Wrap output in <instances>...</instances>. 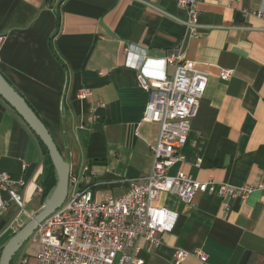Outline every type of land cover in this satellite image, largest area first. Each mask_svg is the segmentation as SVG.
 <instances>
[{
    "label": "crops",
    "instance_id": "obj_1",
    "mask_svg": "<svg viewBox=\"0 0 264 264\" xmlns=\"http://www.w3.org/2000/svg\"><path fill=\"white\" fill-rule=\"evenodd\" d=\"M198 2L200 35L184 40L186 13L177 0H0L6 37L0 72L60 147L66 90L71 170L90 167L96 200L119 198L130 180L150 173L159 126L142 121L149 94L136 68L144 55L164 59L182 42L186 60L207 72L209 82L183 159L170 175L233 186L264 183V18L257 16L264 0ZM223 70L233 71L229 80L221 79ZM83 91L89 93L84 100ZM0 172L11 176L24 202V211L11 203L0 212L2 253L45 208L57 186L48 191V181L58 176L39 138L1 96ZM159 206L179 219L159 246L140 242L145 264H175L180 249L190 253L184 264H264L263 192L244 201L200 193L192 205L163 193ZM198 249L206 263L194 255ZM38 251L31 238L12 264H38Z\"/></svg>",
    "mask_w": 264,
    "mask_h": 264
},
{
    "label": "built area",
    "instance_id": "obj_2",
    "mask_svg": "<svg viewBox=\"0 0 264 264\" xmlns=\"http://www.w3.org/2000/svg\"><path fill=\"white\" fill-rule=\"evenodd\" d=\"M198 4V0H177L179 10L186 13L184 40L200 35ZM257 16L264 18V9L259 10ZM5 39L0 35V62ZM184 43L175 46L161 60L144 55L136 68L138 84L149 94L142 121L159 126L150 173L140 181L130 180L123 196H107L99 201L92 191L94 178L88 175L90 167L86 166L83 173L78 174L71 170L66 202L39 225L32 237L39 245L38 264H145L140 256V242L144 240L151 246H159L162 236L172 233L178 223L177 212L159 206L163 193L189 205L200 193L217 195L226 201H244L256 191L264 194V183L233 186L201 182L184 172L170 175V169L183 159L181 151L209 82L207 72L186 60ZM129 49L124 50L129 52ZM232 75L233 71L223 70L221 79L229 80ZM88 95L83 91L79 97L84 100ZM196 165L200 166L201 160ZM13 184L9 174L0 172V188L9 195L6 200L0 193V212L11 203L24 211L22 197L12 189ZM225 207L230 208L228 203ZM189 255L185 250H177L175 264H184ZM194 255L203 263L208 261L207 254L200 249ZM26 262L24 260L23 264Z\"/></svg>",
    "mask_w": 264,
    "mask_h": 264
},
{
    "label": "water",
    "instance_id": "obj_3",
    "mask_svg": "<svg viewBox=\"0 0 264 264\" xmlns=\"http://www.w3.org/2000/svg\"><path fill=\"white\" fill-rule=\"evenodd\" d=\"M0 96L10 104L12 108L23 118L36 136L47 148L49 157L55 167L58 183L56 189L45 208L21 228L3 248L0 256V264H12L14 257L29 241L39 225L59 210L66 202L69 194L71 177V158L68 143L67 120L65 111L66 90L62 100V129L64 153L56 143L45 123L31 108L26 99L12 86L0 72Z\"/></svg>",
    "mask_w": 264,
    "mask_h": 264
},
{
    "label": "trees",
    "instance_id": "obj_4",
    "mask_svg": "<svg viewBox=\"0 0 264 264\" xmlns=\"http://www.w3.org/2000/svg\"><path fill=\"white\" fill-rule=\"evenodd\" d=\"M7 80V79H6ZM8 81V80H7ZM32 108V107H31ZM37 114V113H36ZM38 115V114H37ZM39 116V115H38ZM40 140V139H39ZM41 141V140H40ZM41 144H42V146H43V148H44V151H45V153L49 156V153H48V151H47V148L45 147V145L41 142ZM50 158V157H49ZM51 160V159H50ZM52 162V161H51ZM52 167L54 168V171H56L55 170V167H54V165H53V163H52ZM55 174H57V173H55ZM57 181H58V177H56L55 179H51V180H49L48 181V185H50L49 186V188H48V191H51V189L52 188H54L56 185H57ZM47 186V185H46ZM0 255H1V253H0Z\"/></svg>",
    "mask_w": 264,
    "mask_h": 264
},
{
    "label": "rangeland",
    "instance_id": "obj_5",
    "mask_svg": "<svg viewBox=\"0 0 264 264\" xmlns=\"http://www.w3.org/2000/svg\"><path fill=\"white\" fill-rule=\"evenodd\" d=\"M60 148L62 149V152L64 153V146H61Z\"/></svg>",
    "mask_w": 264,
    "mask_h": 264
}]
</instances>
